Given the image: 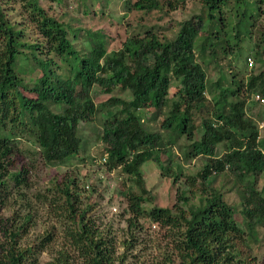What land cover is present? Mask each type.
I'll return each instance as SVG.
<instances>
[{
	"label": "trees",
	"instance_id": "16d2710c",
	"mask_svg": "<svg viewBox=\"0 0 264 264\" xmlns=\"http://www.w3.org/2000/svg\"><path fill=\"white\" fill-rule=\"evenodd\" d=\"M22 1L28 12L24 26H33L40 37L32 41L6 19L0 1V212L10 197L21 201L20 214L11 218L6 231L4 264L34 260L50 242L48 234L39 242L17 245L33 221L32 199L41 198L29 193V176L40 164L63 165L72 156L85 160L86 140L78 130L87 121L98 124L105 167H118L132 183L119 191L127 200L125 212L168 226L179 264H264L250 243L259 240L256 229L264 225V134L247 114L256 102L264 104V66L238 77L228 64H219L220 54L242 56L245 40H250L247 51L264 60V28H252L264 14V0H198L200 10L180 22L172 39L161 40L152 32L133 34L111 52L99 31L87 30L82 35L86 44L78 48L69 31L77 36L83 29L49 15L39 0ZM162 5L161 0L126 2L128 10H162ZM210 62L221 68L214 81L204 66ZM173 78L179 82L170 91ZM94 87L104 93L98 103ZM115 89L127 90L130 98L112 94ZM165 106L168 112L159 119L158 130L145 125L146 114ZM182 136L189 141L183 157L204 158L195 173L184 172L172 157L162 158ZM23 140L28 146H19ZM219 144L224 149L216 155ZM147 161L174 183L182 179L186 188L177 189L172 207L143 206L153 200L143 179ZM220 175L233 181L227 189L238 192L240 207L214 184ZM86 177L79 181L66 171L48 188L62 200L65 236L83 264H124L114 238L103 234L88 215L97 187ZM131 241L123 243L130 247ZM66 253L58 252L53 264H72Z\"/></svg>",
	"mask_w": 264,
	"mask_h": 264
},
{
	"label": "rangeland",
	"instance_id": "374dc122",
	"mask_svg": "<svg viewBox=\"0 0 264 264\" xmlns=\"http://www.w3.org/2000/svg\"><path fill=\"white\" fill-rule=\"evenodd\" d=\"M0 1L3 5L6 19L11 23H15L17 27L23 28L24 39L32 41L40 38L33 26H24V24H28V12L25 11L22 0ZM127 1L39 0V3L49 15L65 22V24H69L72 28L83 29L79 34L76 33L77 36H74L69 31V37L78 48L80 45L86 44L82 35L87 30L92 32L99 31L104 35L106 48L109 52L119 49L125 40L133 34L144 35L146 32H152L161 40L172 39L180 28V22L200 10L198 0H161L163 4L162 10L152 9L150 11L128 10L126 8ZM130 1L134 2L135 0ZM171 6L176 8L172 9ZM252 28L254 32L257 29L264 28V14H260L255 19V25ZM249 44L250 40L244 41L245 52L242 56L234 57L220 54L221 60L219 64H228L227 68L236 72L238 77L247 76L254 70L264 66V60L255 59L253 54L247 51ZM196 54L199 55L198 50ZM248 56H250L252 61L248 60ZM197 59L200 61L199 56H197ZM219 64L217 65L216 62L204 64L210 81H214L218 77L221 70ZM178 82V79H172L170 91L178 85ZM228 82L225 81L226 84ZM92 93L93 97H95V103H98L104 96V93L98 87H94ZM206 93L208 96L213 94L209 88ZM112 94L125 99L130 98V93L127 90L115 89ZM252 100L251 96H249V101ZM54 107L56 109L60 108L59 106ZM168 107L165 106L156 113L146 114L145 125L150 129L158 130L159 119L161 116L166 115ZM150 110L152 111L153 109ZM247 114L257 123L259 132L261 131L260 133L264 134V129L260 127V124L264 122V104L256 102L250 110H247ZM97 129L98 124L96 122H81L79 125L78 134L86 140L85 147L88 154L85 156V160L81 161L79 156H72L63 165L44 167L40 164L37 165L39 170L30 173L28 191L30 194L32 193V196H35L33 198L39 195L41 198L32 199L34 201H32L33 221L28 230L16 239L17 245L22 247L33 242H39L48 234L51 239L45 249L38 253L36 259H27L25 264H53V258L60 251L65 254L68 251L72 264H83V257L78 254L79 251L74 248L65 236L64 228L67 222H65L63 217H60L62 200L56 197L54 190L48 189L53 185L54 177L66 171H70L79 181H84L87 176L86 178L90 182L96 184L97 193L93 194L91 199H89L92 210L88 215L96 219L97 226L103 234L110 233V236L114 238L116 255H125L124 264H179L173 244L170 242L168 226H162L158 222L143 217L133 218V213L125 212L127 200L119 191L130 187L132 183L128 179L125 180L127 174L120 172L118 167L116 170H109L100 162L103 148L101 141L97 137ZM195 135L198 136L197 131ZM26 143L23 140L18 144L19 146H28ZM188 143L189 141H186L185 136L180 137L177 144L167 148L162 158L172 157L174 165L178 163L185 168L186 171L184 172L190 174L195 173L202 166L204 158L203 156L184 158L182 153L185 149L184 146ZM30 149L34 150L33 147H30ZM223 149L224 146L219 144L216 149V155H220ZM24 160L26 159L21 158V162ZM142 172L145 186L153 198L149 202H144V207L153 205L172 207L177 202V189L186 188L181 182L182 179L174 183L171 176H163L159 173V169L152 161H147L142 165ZM122 177L125 180V187L120 180ZM227 178V176L220 175L216 178L214 184L222 186L221 189L225 199L240 207V196L236 190L227 189L233 182L232 180L228 182ZM99 181L102 182L99 183ZM133 190L135 192L139 191L137 185L133 184ZM13 198L10 197L8 205L1 209L0 212V264H4V252H6L8 247L9 236L6 232L7 228L11 218L16 213L20 214V197L16 201ZM193 202L198 203L197 198H194ZM113 207H116L117 211L114 212L112 210ZM256 230L259 240H250V243L252 244L253 252L258 253L264 259V225L258 226ZM124 240H128V242L132 240L130 247L123 243ZM35 260H37V263Z\"/></svg>",
	"mask_w": 264,
	"mask_h": 264
},
{
	"label": "built area",
	"instance_id": "2783aa9c",
	"mask_svg": "<svg viewBox=\"0 0 264 264\" xmlns=\"http://www.w3.org/2000/svg\"><path fill=\"white\" fill-rule=\"evenodd\" d=\"M249 61H252L251 58H248ZM255 98L256 99H259L260 102H262V98L259 97V95H255ZM260 127H262V124H260ZM100 162L104 163L105 162V157L101 158ZM105 166V165H104ZM112 210L115 212L117 211V208L116 207H113Z\"/></svg>",
	"mask_w": 264,
	"mask_h": 264
}]
</instances>
